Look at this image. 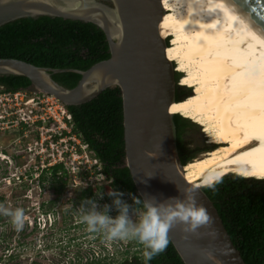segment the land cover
<instances>
[{"label": "water", "instance_id": "water-1", "mask_svg": "<svg viewBox=\"0 0 264 264\" xmlns=\"http://www.w3.org/2000/svg\"><path fill=\"white\" fill-rule=\"evenodd\" d=\"M264 28V0H232ZM163 0H0V27L25 17L52 16L92 22L106 34L111 56L86 70L39 66L17 58H0V75H23L35 91L65 105L89 102L108 88L119 87L123 99L125 164L142 199H183L195 189L198 204L213 217L211 227L187 234L183 225L170 237L185 264H247L234 244L214 202L202 186L189 182L178 150L170 106L176 101V66L167 56L161 31ZM261 27V28H262ZM262 28V29H263ZM74 71L79 83L69 88L53 74ZM157 157L150 158L147 153Z\"/></svg>", "mask_w": 264, "mask_h": 264}, {"label": "trees", "instance_id": "trees-1", "mask_svg": "<svg viewBox=\"0 0 264 264\" xmlns=\"http://www.w3.org/2000/svg\"><path fill=\"white\" fill-rule=\"evenodd\" d=\"M167 44L173 45L172 38L170 40L167 37ZM110 56L105 32L92 22L40 16L20 18L0 27V58H17L53 68L86 70ZM53 77L62 85L73 88L79 83L81 74L63 71L54 73ZM182 77L176 71L178 102L198 93L197 87L179 83ZM0 84L7 91L18 92L31 88L32 83L23 75H0ZM66 107L72 114L73 133L82 139L101 163V169L95 172L109 181L104 185L105 192H123L122 198H131L127 202L130 205L134 204L133 196L142 199L130 169L125 164L124 114L120 88H108L89 102ZM174 121L179 154L182 162L187 164L197 157L201 149L192 148L182 136L186 128L199 127V124L180 113L174 115ZM215 148L213 145H205L204 150L212 151ZM88 174L84 173V176ZM38 177L43 181L49 178L50 187L58 193V197L72 180L63 163L43 169ZM98 188L100 186L85 187L78 199H94ZM203 189L217 207L246 263L264 264V178L229 172L222 177V183L217 184L215 190L205 186ZM106 196L110 197L108 194ZM141 251H135L132 257L125 256L121 261L94 258L83 264H145ZM147 264L185 263L170 241L166 251L147 261Z\"/></svg>", "mask_w": 264, "mask_h": 264}, {"label": "bare ground", "instance_id": "bare-ground-1", "mask_svg": "<svg viewBox=\"0 0 264 264\" xmlns=\"http://www.w3.org/2000/svg\"><path fill=\"white\" fill-rule=\"evenodd\" d=\"M167 56L198 93L170 106L204 125L217 147L185 165L189 182L209 173L264 178V28L232 0H163ZM263 29H262V28Z\"/></svg>", "mask_w": 264, "mask_h": 264}, {"label": "rangeland", "instance_id": "rangeland-1", "mask_svg": "<svg viewBox=\"0 0 264 264\" xmlns=\"http://www.w3.org/2000/svg\"><path fill=\"white\" fill-rule=\"evenodd\" d=\"M168 38L174 39L171 35ZM40 93L32 88L16 93L0 88V109L4 108L6 114L5 156H0V203L13 209L23 208L26 215L22 231L13 228L10 218L1 216L0 264H83L94 258L121 261L125 256L132 257L135 251L143 250L142 245L134 241L109 245L99 235L90 236L86 226L78 222V209L83 201L78 197L85 187L100 186L94 200L101 208L105 204L112 205L114 197L106 196L104 185L109 181L95 172L100 170V164L87 161L95 158L87 147H81L70 138L73 135L61 134L63 128L53 120L38 124L45 114L43 105L38 102ZM32 97L36 100L28 103ZM196 123L199 127L186 128L182 138L192 148H200L196 156L201 157L209 152L204 150L205 145L215 148L217 144L211 143L212 134L206 127ZM14 133L15 143L9 141L13 140ZM51 142L54 143L50 147ZM63 151H67L64 167H68L72 180L58 197L50 187L49 178L43 181L38 176L43 169L54 165L55 158ZM87 172L89 174L84 176ZM98 194H102V198ZM121 199L131 201L129 196ZM109 214L118 215L114 206Z\"/></svg>", "mask_w": 264, "mask_h": 264}, {"label": "clouds", "instance_id": "clouds-1", "mask_svg": "<svg viewBox=\"0 0 264 264\" xmlns=\"http://www.w3.org/2000/svg\"><path fill=\"white\" fill-rule=\"evenodd\" d=\"M150 158L157 157L154 152H148ZM222 183L219 173L209 172L202 181L203 186L215 190ZM195 189L189 187L183 192V199L173 197L159 202L156 198L140 199L133 196V205L121 197L123 192L110 190L108 195L114 197L112 205L105 204L101 208L94 199H85L78 209V222L86 226L90 236H101L111 245L114 242H136L143 246L145 264L156 255L166 251L170 241V231L177 225H183L187 234H196L202 227H211L213 217L207 208L198 204ZM101 195L102 194H98ZM113 206L118 215L112 217L109 213ZM0 215L10 218L16 231H22L26 223L23 208H11L0 203Z\"/></svg>", "mask_w": 264, "mask_h": 264}, {"label": "built area", "instance_id": "built-area-1", "mask_svg": "<svg viewBox=\"0 0 264 264\" xmlns=\"http://www.w3.org/2000/svg\"><path fill=\"white\" fill-rule=\"evenodd\" d=\"M35 100L36 98L32 97L27 102L31 103V102H34ZM38 102H40L43 105V109L45 111V114L41 115L40 117L41 119L38 122L45 123L47 120H53L54 123L56 122L60 124L61 127L63 128V131L61 132V134H66L65 136L73 135V137H70V138H73L74 140L78 141L81 147L83 146L84 148L87 147V145L82 141V139L79 136H77L75 133H73L72 114L68 111L66 105L63 102L59 101L55 96L51 94L42 93V92L38 96ZM28 118H30V116ZM23 120L25 122H28V119H23ZM68 134H71V135H68ZM50 137L51 135L49 136V138ZM52 143L54 142L50 143V147L52 146ZM41 144L43 145L44 142H41ZM66 153L67 151H63L60 154H58V158L57 159L55 158V161H54L55 164L59 162L65 165L66 163L65 158L67 156ZM73 159L75 160L76 157H73ZM87 161L93 164H100V169H101V163L97 158H94L93 160L87 159ZM50 164H53V163L50 162ZM65 168L68 169V167L66 166ZM73 172H77V170L73 169ZM105 260H108V259H105Z\"/></svg>", "mask_w": 264, "mask_h": 264}, {"label": "flooded vegetation", "instance_id": "flooded-vegetation-1", "mask_svg": "<svg viewBox=\"0 0 264 264\" xmlns=\"http://www.w3.org/2000/svg\"><path fill=\"white\" fill-rule=\"evenodd\" d=\"M0 88L6 90V87L4 85H2V84H0ZM4 112H5V109L1 108L0 109V156H1V154H2V156H5V144H6V140H5V133H6L5 123H6V114ZM9 141H13V143H15V141H16V134L15 133H14L13 140H9Z\"/></svg>", "mask_w": 264, "mask_h": 264}]
</instances>
